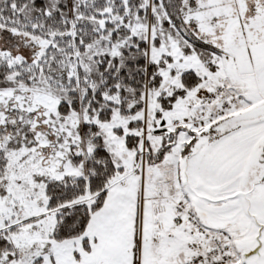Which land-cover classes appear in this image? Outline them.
<instances>
[{
  "label": "snow or ice",
  "instance_id": "snow-or-ice-1",
  "mask_svg": "<svg viewBox=\"0 0 264 264\" xmlns=\"http://www.w3.org/2000/svg\"><path fill=\"white\" fill-rule=\"evenodd\" d=\"M0 264H264V0H0Z\"/></svg>",
  "mask_w": 264,
  "mask_h": 264
}]
</instances>
